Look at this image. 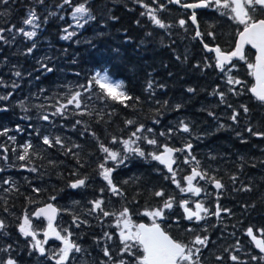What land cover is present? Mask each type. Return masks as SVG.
<instances>
[{
  "label": "trees",
  "instance_id": "16d2710c",
  "mask_svg": "<svg viewBox=\"0 0 264 264\" xmlns=\"http://www.w3.org/2000/svg\"><path fill=\"white\" fill-rule=\"evenodd\" d=\"M187 1L193 0H181L182 3ZM62 2L63 0H45L43 5H38L35 0H10L6 9L0 5V11L7 10L10 13L0 18V27L23 26L22 19L33 7L40 15L41 24L35 38L36 48L30 55L25 53L32 41L21 35H17L10 44L0 42V78L7 85L0 86V95L13 93L8 101H0V106L6 105L9 109L7 112H0V131L9 129L7 135H0V146H3L0 147V157L5 154L8 156L7 161L0 158V168L4 169L0 172V219L7 225V235H0V247L12 244L11 254L19 258L20 264H55L54 260L48 261L38 253L29 256V241L18 231L19 218L25 211L31 214L35 208L52 202L60 209L56 219L58 228L72 231V239L84 249L83 254H74L76 259L70 264H100L101 261H106L107 257L103 255L105 246L110 248L116 260H131L127 255H120L116 218L103 217L99 212L89 214L88 209L92 207L89 202L102 198L106 210L110 212H118L127 206L133 221L150 223L148 218L139 213L161 205L162 198L155 197L152 193L162 189L166 196L176 198L173 209L167 212L168 220L165 221V226L171 225L167 228L170 234L185 243L197 234L209 237V244L200 255L201 264H264V261L251 260L252 255L261 254L255 251L246 235L248 227H252L254 232L264 228V139L251 136L245 130L247 126H252L257 131H264V109L248 93L239 96L227 93V89L233 86L226 84L225 77L219 70L204 67L207 62L214 63V59L206 60V57L213 58V55L204 52L200 38H193L195 29L188 21L190 13L180 5L168 3V0H158L157 3L143 0L153 8H158L159 4L165 5V10L159 11L158 16L165 23L173 25L165 30L154 26L146 16L140 15L145 9L136 0H88L87 6L91 7L96 20L80 29L69 27V14L73 8L67 4L62 8L58 7ZM72 2L73 5H78L85 0ZM49 12L56 15L49 16L47 23H44V17ZM195 12L199 30L205 33L204 42L210 46L219 45L224 50L234 47L236 31L240 26L212 8ZM61 16L64 18L60 19ZM112 16L118 19H110ZM180 19L187 21L185 28L179 26ZM137 20L140 25L136 24ZM64 28L76 31L78 35L70 41L62 40L60 37L64 35ZM210 31L215 34L214 40L207 36ZM149 32L152 33L151 36L147 35ZM4 35L11 40L13 33L5 32ZM76 40L80 43H75ZM245 50L249 59H253V52L247 47ZM176 56H180L181 60H177ZM42 58H50L44 62L54 68L53 72L46 73L40 68L38 61ZM73 60L76 62L73 63ZM235 63L237 69L232 74L251 85L253 80L248 75L246 64L243 61ZM197 64L200 67H196ZM105 69L114 80L124 81L130 94L140 96L143 103L135 110L125 109L111 102H107L105 106L104 102L93 96L92 100L87 101L89 110L93 112L91 116L73 115L79 110L72 105H69L67 118L50 115L59 106L58 100L61 103L66 102L68 86H71L72 91H82L78 85L86 84L95 70ZM16 70L23 73L21 78L13 75ZM149 80L153 81L154 96H149L144 91ZM13 82L19 87L13 89ZM160 85L164 87L161 88ZM189 87L195 89V92L189 93ZM234 87L241 88L240 85ZM214 89L225 91L227 102L241 112L238 124L228 118L233 109L221 103L218 96L212 95ZM96 91L98 90L93 89V92ZM156 100L160 104L155 103ZM165 100L168 101L167 106L163 104ZM20 101H24L30 109L29 112L22 111L18 105ZM176 104L182 105L179 111L173 110ZM241 104L248 105L252 110L250 120L240 109ZM36 105H44V109L34 107ZM157 109L160 115H157ZM201 109L214 112L216 119ZM41 111L49 114V121L37 119ZM24 115L31 116L32 119H21ZM77 119L82 123L74 129L73 124ZM128 119L135 120L136 124L126 125L125 121ZM182 119L191 122V135L176 132L170 139L159 135L161 131L177 128ZM154 120H159L160 123L156 124ZM29 124L33 126L31 129ZM140 124L146 129H154L153 133L145 131L142 135L150 138L155 136L159 144L183 147L190 141L193 145L192 154L200 161V167L226 185L219 198L217 199V192L210 183L199 180L194 183L205 187L206 192H202L199 197L181 194L170 180L164 179L171 174L166 173L157 161L147 156V153L160 152L162 148L149 145L143 140L137 143L145 151L146 158L124 153L128 155V159L118 167L108 161V167H115L113 181L123 193L114 196L106 182L97 174L98 164L104 157L99 149V142L122 151L121 144L111 143L112 137L128 139ZM220 124L226 127L219 128ZM17 125L23 131H16ZM85 128L88 129L87 132L84 131ZM34 129L39 130L40 136L35 134ZM92 132L96 133L99 142L92 136ZM237 132L241 133L240 137L236 135ZM43 135L60 136L68 148L73 144L81 147L73 149V153L77 154L75 156L71 153L65 154V148H48L43 145ZM9 136L15 137V141L9 140ZM197 136L200 138L197 139ZM26 142L33 144L32 152L39 153V156L31 155L30 162L16 159L22 153V145ZM4 148L8 149L7 153ZM13 148L16 149L15 152L12 151ZM183 156L184 154L177 153V164L173 166L182 185L183 176L190 174L193 166L183 163ZM50 161L55 163H49ZM21 165L36 167L38 171L30 172ZM73 172H77L78 176L72 175ZM85 176L88 177L87 187H67L69 181ZM232 176H236L235 182L232 181ZM5 180L11 183L5 184ZM33 187L42 191L39 194L34 193ZM244 187H250L251 191L241 190ZM101 188L105 189L103 193L100 192ZM53 195L57 197L55 201L49 199ZM29 198L37 203L29 204ZM182 199H188L190 207L194 206L195 201L203 202L210 211L215 210L218 202L222 208L230 209L231 213L222 212L219 218L209 215L200 222H189L184 219L183 209L179 207ZM74 216L86 220L87 223L77 228L73 224ZM44 224V220L33 218L34 227L40 230L38 239H41ZM188 228L194 231H186ZM105 232L115 234L112 241L107 240ZM256 234L259 236V233ZM60 246L59 241L53 240L45 248L51 253ZM7 255L0 252V258H7ZM230 255H237L239 262L231 261ZM217 256H222L223 259L217 260ZM108 264L112 262L109 261Z\"/></svg>",
  "mask_w": 264,
  "mask_h": 264
},
{
  "label": "snow or ice",
  "instance_id": "6c2138e0",
  "mask_svg": "<svg viewBox=\"0 0 264 264\" xmlns=\"http://www.w3.org/2000/svg\"><path fill=\"white\" fill-rule=\"evenodd\" d=\"M45 0H35V3L38 5H43ZM137 3L141 4V6L145 9L142 11L140 15L146 16L151 23L160 28V29H169L173 27V25L165 23L159 16V11L165 10L164 4H159L158 8H153L150 5L143 2V0H136ZM158 0H153V3H157ZM10 3V0H0V5L6 6ZM168 3L177 4L185 9H209L212 8L215 11L219 12L221 16L228 17L231 21H233L236 25L240 26L236 31V39L234 42V47L231 50H224L219 45H209L204 42L203 37L205 33H202L199 30L198 21H197V13L192 11L189 19L193 25H197V30L195 32V38H200V42L203 46V49L208 53H214L213 58H207L206 60L214 59V63L207 62L204 67L206 68H215L218 69L219 72L225 77V82L227 85L233 86L227 89V93H232L234 95H243L248 93L251 95V98L259 105L261 109H264V0H197L194 3H182L181 0H168ZM64 4H67L73 8L71 13L72 19L75 21L76 28H84L86 24L90 21L96 20V16L93 14L91 7L88 5V0H85L84 3H80L78 5H73L72 0H63L62 4L58 5V7H63ZM10 15V13L5 11H0V18ZM56 13L49 12L48 16L44 17V23H47L49 16H54ZM64 17H60L63 19ZM110 19H118L115 16L110 17ZM21 27L17 28L15 25H11L7 28L0 27V42L4 44H10L15 41L17 35H21L29 41H32L30 47L26 49L25 54H32L33 50L36 48L35 38L37 37V29L41 27L40 24V15L37 13L35 7L30 8L27 11L25 18L21 21ZM179 26L181 28H185L187 21L185 19H180L178 21ZM137 25H140V21H136ZM71 27V25L69 26ZM30 29V30H29ZM187 30V29H185ZM5 32L13 33L11 40L8 39L7 36L4 35ZM63 32L65 33L60 37V39L65 41H70L73 37L77 36L78 33L76 31H69L68 28H64ZM147 35L151 36L152 33L149 32ZM207 36L215 39V34L213 32H207ZM91 43V41H87ZM75 43L79 44L80 41L76 40ZM246 46H250L254 51V58L249 59V54L246 53ZM45 59L50 58H42L38 63L40 64V68L46 72L51 73L54 71V68L49 66L48 63H45ZM177 60H181L180 56H176ZM184 60H187V55H185ZM235 61H243L246 64L248 75L252 77L253 83L249 85L246 81L234 76L232 73L235 69H237V64ZM73 63L76 61L73 60ZM196 67H200L199 64ZM13 75L15 77L21 78L23 73L19 70L14 71ZM79 75V73H76ZM171 75V74H169ZM39 77H37L38 79ZM236 85H240L241 88L237 89ZM0 86L7 87L5 82L0 78ZM11 87L16 89L19 87L15 82L12 83ZM81 90L72 91L71 86H68V93L65 97L66 102L61 103L59 100L57 101L58 107L55 108V111L52 112L51 116H60L61 118H67V112L69 105L74 106L75 109L79 110L74 112L73 115H88L91 116L93 112L89 110V105L87 101L92 100L93 96L95 99L100 100L105 103L107 106V102H111L112 104H119L125 109H136L138 105L143 103L140 96H133L127 90V86L124 81H116L114 80L105 69L103 71H95L86 84L77 86ZM161 88L164 85H160ZM93 89H97L98 91L93 92ZM41 91H44L43 89ZM149 96H154L155 92L153 90V81L149 80L144 89ZM189 93H194L195 89L189 87L187 89ZM88 95H85V94ZM227 93L225 91H219L217 89L213 90L212 95H216L219 97L221 103L225 104L228 108L233 109L232 114L228 117L233 123L238 124L239 118L241 116V112L237 111L233 108V105L228 103L226 100ZM12 92H8L6 94L0 95V101H8ZM155 103L160 104V101L156 100ZM165 106L168 105V101L165 100L163 102ZM19 107L23 112L27 113L30 109L25 105L24 101L18 102ZM41 110L44 109V105H36ZM182 108L181 104H176L174 106L175 111H179ZM240 109L243 114L247 117L248 120L251 119V109L248 105L241 104ZM9 109L5 106H0V112H7ZM157 115H160L159 110L157 109ZM201 111H207V115L216 119V114L207 109H201ZM115 112V109H113ZM100 116L99 113H97ZM23 120H31L32 117L28 115H24L20 117ZM37 119L42 121H49L50 116L48 113L41 111L37 115ZM100 119H103V116H100ZM156 124H159V120L153 121ZM82 123L81 120L77 119L73 124V128L75 129L76 125H80ZM99 123V120H97ZM126 125H135L136 121L133 119H128L125 121ZM30 129L33 127L31 124L28 126ZM226 125L220 124L219 128H225ZM251 136L264 139V131H257L252 126H247L245 129ZM9 129L5 128L0 131V135H7ZM16 131L21 132L23 129L20 128L19 125L16 127ZM35 134L40 136L39 130H35ZM85 132L88 131L87 128L84 129ZM153 133L154 129L145 128L143 124L136 126L135 131L131 132V135L128 139L120 140L117 137L113 136L111 139L112 144H121V150H115L108 146H106L103 142H99V138L96 136L95 132H92V136L98 140L99 149L104 154L103 161L98 164V175L106 182L107 188L111 191V193L115 195H123L121 190L115 185L113 181V172L115 171V167H108V161H112L115 166H119L125 163V160L128 159V155L126 154H135V156L146 158V153L142 150L138 141H145L147 144L152 146H157L162 148L160 152H150L147 153V156L151 158L153 161H157L160 165H163L167 172L171 175H166L164 177L165 180H170L172 184L179 190L181 194H191L193 196L199 197L202 192H206L205 187L199 186L198 183H194L199 181H205L206 184H211L217 192V199L222 191L225 189L226 185L222 183L221 179L216 178L213 175H210L209 172L200 167V161L196 159V156L192 154L193 145L190 141L184 144L183 147H172L167 143L159 144L158 140L155 136L151 138L146 135H142L144 132ZM176 132L188 133L192 134L191 122H186L185 120H180L178 123V127L173 129L169 128L166 132L161 131L159 135L161 137H166L170 139L172 135ZM31 134V133H29ZM84 133L82 132L81 135ZM236 135L238 137L241 136V133L237 132ZM9 140L15 141V137L9 136ZM197 139L200 137L197 136ZM42 144L46 145L48 148H55L56 146H60L61 148H65V154H73L74 148H80L79 144H73L72 147L68 148L64 144V141L60 136L50 137L49 135H43L41 137ZM246 142V141H242ZM136 145V146H134ZM3 147V146H0ZM22 153L17 155L16 159L19 161H29L30 156L36 155L39 156V153L32 152L33 144L31 142H26L22 145ZM5 153H7L8 149H3ZM13 152L16 151L15 148L12 149ZM177 153L184 154L183 163L192 164L190 174L183 176V182L180 179H177V170L174 169V165L177 164ZM3 160L7 161L8 156L5 154L3 157H0ZM215 159V157H211ZM243 159V158H241ZM49 163L54 164L55 162L50 161ZM77 163L80 161L77 159ZM264 163V161H262ZM22 168H27L30 172H37L38 169L36 167H27V165H21ZM83 167V165H81ZM255 167V165H253ZM4 171L3 168H0V172ZM72 175L78 176L77 172H73ZM232 181H236V176L231 177ZM88 177L85 176L83 178H77L75 180L69 181L67 187L70 189H81L87 187ZM5 184H10L11 181L5 180ZM124 183H128V181H124ZM104 188L100 189V192H104ZM241 190L243 191H251L250 187H244ZM32 191L34 193L39 194L42 189L33 187ZM155 197L162 198V203L160 206L152 209H145L143 212L139 213L150 221V223H137L133 221L132 215L130 214V209L125 206L121 210L117 211H108L105 208V201L102 198H97L89 203L92 205L90 209H88V213H96L99 212L103 217H115V227L119 230L118 232V240L121 245L120 255L121 257L127 255L131 257V260H125L123 258L116 260L110 248L105 246L103 248V255L107 257L106 261H101L100 264H108L109 261L112 264H201L200 255L202 254V250L206 248L209 244L208 236L195 235L193 239L187 243L184 241L178 240L170 234L167 228H170L171 225L168 224L165 226V221L168 220L167 212L171 211L174 207L175 196H166L164 190H158L152 193ZM50 200L55 201L57 197L55 195L49 197ZM29 204L37 203V201L29 198ZM78 203V202H76ZM190 201L188 199H182L179 201V207L183 209L185 214L184 218L189 222H200L206 219L207 216L212 215L217 218L221 216L222 212L231 213L230 209L222 208L217 202L215 210L210 211L208 207L205 206L203 202L195 201L194 209L189 206ZM255 205H252L254 207ZM5 211H8L5 208ZM60 213V209H58L53 203H45L40 207L35 208L34 211L29 214L25 211L18 223V231L19 233L29 241L28 243V255L32 256L34 253H38L39 256L44 257L48 261H55V264H70L72 260H75L76 257L74 254H83L84 249L81 245L76 243L75 240L72 239L73 232L67 228H58L56 224L57 216ZM33 218L36 220H44L46 221V227L43 228L42 234L43 239H38V233L40 230L36 229L33 225ZM79 221V223L77 222ZM87 223L86 220H80V217H73V224L78 228L81 224ZM7 225L5 221L0 219V235H7L6 232ZM188 232L194 231L192 228L186 229ZM207 231V229H205ZM259 233V236L256 234ZM115 234H110L105 232L104 236L108 241H112ZM246 235L251 238V242L256 249L261 253L260 256L252 255V261H264V228L254 229L252 227H248L246 229ZM30 238V240H29ZM54 239L55 241L60 242V247L57 251H49L45 248V245H48L49 240ZM13 245L8 244L4 247H0V252L7 253V258H0V264H20V260L17 256L12 255ZM239 250V248H237ZM228 251V249H225ZM217 260H222V256H217ZM229 259L233 262H239V257L237 255H230Z\"/></svg>",
  "mask_w": 264,
  "mask_h": 264
},
{
  "label": "water",
  "instance_id": "95a60500",
  "mask_svg": "<svg viewBox=\"0 0 264 264\" xmlns=\"http://www.w3.org/2000/svg\"><path fill=\"white\" fill-rule=\"evenodd\" d=\"M185 9V8H184ZM186 10H188V11H190L191 13H192V11H196V10H199V9H186ZM191 15V14H190ZM190 17V16H189ZM189 17H188V21H189V23L194 27V29H195V32H196V30H197V25H193L192 23H191V20L189 19ZM194 37H195V34H194ZM247 48H249L251 51H255V50H253V49H251V47L250 46H246ZM202 48H203V46H202ZM204 50V49H203ZM204 52L205 53H207V54H210V53H208V52H206L205 50H204ZM212 55H213V57H214V53H211ZM159 164V163H158ZM160 165V164H159ZM164 169H165V171L167 172V169L163 166V165H161ZM168 173V172H167ZM168 174H170V173H168ZM48 203H51V202H48ZM183 215L185 216V214H184V212H183ZM138 223H140V222H138ZM144 223V222H143ZM248 239H249V241H250V243L252 244V242H251V238L250 237H248ZM50 240H53V239H50ZM252 246H253V248L255 249V251H257L258 253H259V250L258 249H256L255 247H254V245L252 244ZM261 254V253H260Z\"/></svg>",
  "mask_w": 264,
  "mask_h": 264
},
{
  "label": "rangeland",
  "instance_id": "374dc122",
  "mask_svg": "<svg viewBox=\"0 0 264 264\" xmlns=\"http://www.w3.org/2000/svg\"><path fill=\"white\" fill-rule=\"evenodd\" d=\"M72 11H73V9L71 10V12H70V14H69V20H70V25H71V27H75V21L72 19V16H71ZM64 34H65V33H64ZM95 71H98V70H95ZM95 71H94V72H95ZM94 72H93V73H94ZM116 81H118V80H116ZM46 223H47V222H45L44 227L46 226Z\"/></svg>",
  "mask_w": 264,
  "mask_h": 264
}]
</instances>
